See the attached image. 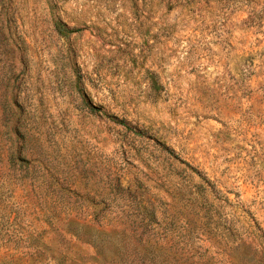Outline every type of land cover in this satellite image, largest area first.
<instances>
[{"label":"rangeland","instance_id":"1","mask_svg":"<svg viewBox=\"0 0 264 264\" xmlns=\"http://www.w3.org/2000/svg\"><path fill=\"white\" fill-rule=\"evenodd\" d=\"M0 264H264V0H0Z\"/></svg>","mask_w":264,"mask_h":264},{"label":"trees","instance_id":"2","mask_svg":"<svg viewBox=\"0 0 264 264\" xmlns=\"http://www.w3.org/2000/svg\"><path fill=\"white\" fill-rule=\"evenodd\" d=\"M54 28H55V31L57 32V34L59 36H61V37H66V36H68L69 34L72 33L71 30L67 29L64 25H62L59 22H55ZM121 124H123V123H121ZM144 210H145V207H142L140 209V211H139V215L143 214L144 213ZM150 216H151V218H153V215L152 214H150Z\"/></svg>","mask_w":264,"mask_h":264}]
</instances>
